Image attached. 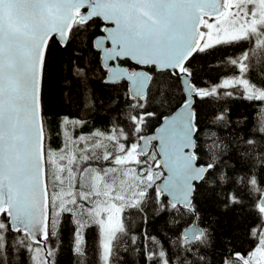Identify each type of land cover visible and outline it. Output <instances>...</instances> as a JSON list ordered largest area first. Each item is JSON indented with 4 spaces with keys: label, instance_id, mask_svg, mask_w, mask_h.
<instances>
[{
    "label": "snow or ice",
    "instance_id": "snow-or-ice-1",
    "mask_svg": "<svg viewBox=\"0 0 264 264\" xmlns=\"http://www.w3.org/2000/svg\"><path fill=\"white\" fill-rule=\"evenodd\" d=\"M93 26L90 46L122 119L84 131L82 118L49 121L45 97L54 52H71L92 106L95 69L73 45ZM221 47L238 54L219 58L225 75L209 85L201 73ZM257 53L264 65V0H0V264H56L51 241L65 214L76 225L77 255H86L82 233L94 225L99 262L113 264L121 244L137 245L133 212L166 215L171 226L163 239L143 234L142 264H264V66L259 75L250 67ZM237 94L261 107L229 166L215 133L202 140L195 105ZM153 120L159 127L148 134ZM213 123L228 124L225 112ZM212 205L239 209L235 226L217 234Z\"/></svg>",
    "mask_w": 264,
    "mask_h": 264
},
{
    "label": "trees",
    "instance_id": "trees-1",
    "mask_svg": "<svg viewBox=\"0 0 264 264\" xmlns=\"http://www.w3.org/2000/svg\"><path fill=\"white\" fill-rule=\"evenodd\" d=\"M97 34L99 33L93 26L87 33L78 37L73 45L75 49L79 50L78 55L82 58L81 62L89 69H95V72H89V87L94 89L96 93L92 106L86 105L83 90L78 86V78L72 74L71 66L68 63L72 53L57 50L52 56L49 67L50 79L47 82L45 97L48 106L47 119L49 121H56L61 116L82 118L88 121V125L84 129V131H88L92 127H104L113 119H122L120 113L111 110L113 105L109 102V98L114 95V92L111 87H107L102 83L103 72L99 64L100 55L90 46L91 39ZM234 52L236 50L230 47L217 49L215 58H208L207 65L201 73L203 80L209 85L217 83L226 71L225 68L217 66L219 58L232 56ZM262 66L264 65L261 63L260 54L257 53L252 57L250 67L254 73L259 75ZM233 71L235 69H227L228 74ZM195 106L201 119L202 140L204 134L215 133L216 137L225 146L222 159L229 166H234L244 148V145L236 143V138L243 135L242 129L245 125H253L257 112L260 110L261 102L249 101L237 94L231 97L221 95L219 98L198 99ZM160 111L164 114L168 113L166 108L160 109ZM222 111L225 112L229 123H213L214 115H218ZM152 123L153 126L148 132H151L158 124L156 120H153ZM253 163V171L259 179L260 164L258 162ZM239 211V209L225 211L214 205L211 206L212 219L217 221L213 225L217 234L226 232L235 226ZM167 219L169 217L166 215L162 214L158 217L151 212L147 214L146 220L143 214L137 215L133 212L129 215L130 235L138 237L137 245H132L130 242L121 244L114 253L113 264H142L139 245L145 243L142 238L143 234L147 233L161 239L164 238L166 232L168 236H171V232L167 231L171 227L166 225ZM75 231L76 225L73 217L65 214L58 237H54L51 241L56 246V264H100L98 228L93 225L84 229L82 246L86 249L85 256L77 255L75 252Z\"/></svg>",
    "mask_w": 264,
    "mask_h": 264
},
{
    "label": "water",
    "instance_id": "water-1",
    "mask_svg": "<svg viewBox=\"0 0 264 264\" xmlns=\"http://www.w3.org/2000/svg\"><path fill=\"white\" fill-rule=\"evenodd\" d=\"M99 55H100V53H99ZM168 113H166V114H164V115H167ZM162 117H161V119H160V122H162ZM157 127H159V122H158V124L153 128V130L151 131V132H148V134H153L154 132H155V128H157Z\"/></svg>",
    "mask_w": 264,
    "mask_h": 264
},
{
    "label": "rangeland",
    "instance_id": "rangeland-1",
    "mask_svg": "<svg viewBox=\"0 0 264 264\" xmlns=\"http://www.w3.org/2000/svg\"><path fill=\"white\" fill-rule=\"evenodd\" d=\"M98 231H99V229H98ZM82 234H83V238H84V230H83ZM101 242H102V236L99 233V247H100Z\"/></svg>",
    "mask_w": 264,
    "mask_h": 264
}]
</instances>
